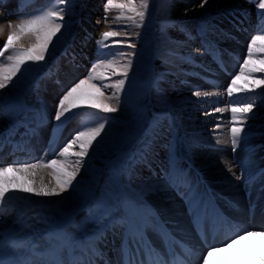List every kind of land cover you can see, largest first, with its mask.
Masks as SVG:
<instances>
[{
	"label": "rangeland",
	"instance_id": "obj_1",
	"mask_svg": "<svg viewBox=\"0 0 264 264\" xmlns=\"http://www.w3.org/2000/svg\"><path fill=\"white\" fill-rule=\"evenodd\" d=\"M182 1L149 0L144 24L140 28H134L130 24L125 28L126 22L124 21L119 24H111L112 28L119 27L126 30L129 34L128 39L136 44L135 49H128L125 45L112 44L109 41L110 46L103 49L105 53H114L117 49L136 52V55L132 57L133 68L129 72L125 91L121 95L120 110L110 114L112 119L106 126V134H102V138H98L99 143L94 144L93 149H90V155L85 158L86 163L77 177V182H74L75 190L70 189L61 196L54 197L53 203L28 202L24 207H22L23 204H19V209L11 210L6 214L16 217L17 221H20H16L17 226L24 228L25 225L22 223L32 222V229L37 234L62 226L75 237H81L82 231L93 235L94 231L99 230L101 226L92 224L88 217L98 201L104 202L110 210L115 212L120 209L119 206L123 200L136 203L146 200L158 191H165L164 180L149 171L145 172L142 163L140 166L143 169L140 170V174L131 173L134 164L142 159L145 141H152V138L156 137L153 135V120L156 117L161 118L164 126L162 129L156 130L157 138L147 152L149 157L153 160H160L162 164L176 159L185 160L188 164L196 166L199 162L196 159L195 147L199 148L202 141L194 138L200 133L203 136L206 134V130H209L206 127L215 124L206 122L205 129L201 132V116L218 107L228 109L222 112L219 120L224 124V131L230 139L231 112L229 106L233 102L244 103L254 99L256 107H254L253 113L249 114L251 118L245 124L246 135L242 134V139L245 138L248 141L246 148L254 145L256 147L258 145V147H255L256 150L251 155H248L244 147L242 151L246 153L234 158V162L231 161L229 164L232 166V173L236 174L235 176L232 174L235 181H239L237 177H240V179H246L242 181L243 183H246L248 178L255 174L257 168L264 164L262 157L264 155V86H257L254 92L234 93L232 97H228L226 93V87L230 84L231 79L235 74H238L240 61L246 57V45L250 42V38L253 35L261 34V30L264 28L259 25L256 30L245 31L242 41L240 36H236L239 31L236 22L243 19L244 15L260 14L257 0L253 4L250 3L251 1L239 0L247 4V7L236 6L237 3L220 8L208 6L202 13L195 12L198 15L196 19H180L173 16L176 12H180L175 6ZM49 2L50 0H41V5L39 4L38 8L29 13L35 14L47 8ZM136 2L139 3V0ZM104 3L105 0H69L70 6L65 14L67 31L59 42L55 43L54 47L50 46L51 52L46 55L45 61L35 65H26L27 71L14 78V87L9 85L8 88L0 90V104H3L0 105V111L16 113L13 119L1 117L7 122H0V130L6 129L8 125L11 126L16 120L17 122L33 120L30 123L39 122L42 119L47 120L46 124L45 122L39 123L37 135H26L28 139L27 150L24 151L26 156H29L27 153L31 152V156L36 160L41 152L37 150L36 145L40 144H30L29 138H36L40 128L46 134L48 122L50 130L60 128L64 132L66 128L70 129L72 134L69 139L82 123L92 124L95 122L96 115L86 107L77 110L78 114L74 115V118L65 120L62 124L54 119V113L55 104L62 92L79 79L86 77L92 67L90 59L96 60L100 55L97 42H95L92 49L84 55L85 58L79 60L78 54H76L78 44L71 45V43L75 38L80 40L81 31L77 30V26L82 17L92 18L95 14L94 18L100 17V21L104 22ZM189 6L190 3L184 4V7ZM196 6L197 4L193 8L196 9ZM199 9L202 8L199 7ZM116 14L115 12L109 13V19L111 20ZM234 19L236 22L233 21ZM244 20H249V17ZM218 21L220 26L216 25ZM245 22L247 23V21ZM181 26L190 31L193 36H197L195 31L204 26L207 30L206 39L210 41L211 47L222 49L225 59H230L231 53L235 54L237 63L232 76L224 77L220 71L213 69L215 66L211 62L210 55L201 49L198 43L199 38L188 41L184 45L177 43L186 41L184 33L178 31V27ZM103 29L110 30L106 24ZM172 30H177V37L170 35ZM6 39L0 36V48ZM113 39H118V37ZM196 49H201V52L197 53ZM225 50L229 53L227 54ZM170 52L176 53V55H170ZM189 54L192 55L194 62H185L180 59V57H186ZM73 57H75L74 60ZM206 71L210 73H206ZM161 73L166 75L161 81L158 91L153 85ZM256 76L264 77V73H257ZM205 79L206 82L201 83ZM196 89L214 94L197 98L192 95ZM105 91L106 94H111V89ZM49 93L52 96L48 99ZM85 94L93 93L92 90L85 89ZM58 124L59 127H57ZM23 132L26 133L25 130ZM229 146L232 150L231 140H229ZM257 150H260L259 157L253 156ZM233 155L234 153L231 151V156ZM231 156L229 155L230 159ZM96 160L101 162L98 169L94 168ZM241 165L244 168L242 177L240 176ZM146 167L148 168L147 165ZM50 179L51 177H49ZM262 182H264V176L257 181V184H264ZM243 183L241 186L246 190L247 187ZM146 186H155V190H147ZM138 193L143 200L138 196ZM140 212L145 216H150L149 208L144 213L142 210ZM74 223H78L79 229L71 226ZM24 229L27 230V228ZM44 244L47 245L46 242Z\"/></svg>",
	"mask_w": 264,
	"mask_h": 264
},
{
	"label": "snow or ice",
	"instance_id": "obj_2",
	"mask_svg": "<svg viewBox=\"0 0 264 264\" xmlns=\"http://www.w3.org/2000/svg\"><path fill=\"white\" fill-rule=\"evenodd\" d=\"M208 0H201L199 7L203 8ZM69 0H50L47 8L32 14L31 16H21L16 22L9 21L6 26L0 24V34L7 29V39L0 49V90L6 89L9 85L15 86L14 78L18 74L27 71L26 65L39 64L50 54L51 47L64 36L68 25L65 23V14L69 7ZM258 10H260L261 20L264 21V0H257ZM149 0H105L104 23L109 26L110 30L103 31L101 39L97 40L100 55L93 62L86 77L79 79L69 88L64 90L55 104L54 119L62 124L65 120L71 119L78 114L77 110L88 108L96 115V120L92 124H82L75 131L71 139L65 142L59 149L54 150L52 158L38 159L36 161L13 162L12 164L0 165V207L7 209V205L15 198V193H29L35 197H59L70 189L75 190L74 182L84 167L86 157L90 155V149L94 144H98V138L106 134V126L110 124L112 117L110 114L117 113L121 107V95L125 91L126 82L129 79V72L133 68L132 57L136 55L135 51H122L117 49L114 53H105L104 48L109 47V41L112 44L125 45L128 49H135L136 44L128 39V32L119 27L112 28L111 24H119L121 21L126 22L134 28H140L144 24ZM117 13L109 19V13ZM101 21L98 20L97 24ZM167 23V22H166ZM180 31L184 33L186 41H179L181 45L188 41L195 40L197 36L201 39V47L204 52L211 51V44L206 40V28L201 26L197 31V36L188 31L183 26ZM59 34V35H58ZM138 35V33H137ZM123 37V39H113ZM55 38V39H54ZM246 57L239 63L238 74H235L226 87L228 97L233 94L254 92L257 86H264V77H257V73H264V28L261 34L253 35L250 42L246 45ZM197 53L201 49H196ZM170 55L176 53L170 52ZM75 57H73V60ZM185 62H194L193 57L189 54L186 57H180ZM259 65V66H257ZM164 73L157 76L154 81V87L159 91L160 83L165 78ZM116 78V79H113ZM251 81V83H249ZM243 82V83H240ZM85 89L92 90L93 94L86 95ZM107 89H111V94H106ZM209 91L196 89L192 95L200 98L213 95ZM230 140L232 151L236 152L237 147L245 134V124L250 113H253L256 107L254 99L250 102L236 103L230 106ZM228 109L215 108V112H224ZM206 115L208 113H205ZM16 113L12 111H0V117L13 119ZM60 125L58 124L57 127ZM164 122L160 117L153 120V135H156L157 129H162ZM219 127V125H217ZM37 128H29L25 135H35ZM10 142V141H9ZM0 141V146L3 145ZM222 143L220 138H216V144ZM151 147V141H145V150L142 154V160L146 162V155ZM167 184L174 188L179 195L188 204L189 213L193 216V223L198 226L197 230L202 231L200 227L203 215V198L198 193L196 187L189 180L183 170L170 167L168 170H162ZM228 171L232 172V166L228 165ZM16 173L19 180L15 177H9L8 173ZM45 173L51 177L45 180ZM236 175L234 172L232 173ZM244 175V168L241 165V174ZM238 179L240 177H237ZM255 177H249L246 183L254 180ZM23 181V183H21ZM54 181V182H53ZM147 190H155V186H146ZM142 199V196L138 193ZM28 199V197H24ZM140 206L136 203H125L115 212L110 210L104 202L98 201L89 213V221L99 227L83 243L76 241L73 234L61 233L57 236L62 239L66 246L71 248L74 244L80 248L83 255L73 260V264H97V261H103V264H112L106 259V254L100 250V244H107V236L111 232L113 236L119 235L121 244L118 249L120 260L117 264H152L154 258H160L161 254L151 245L145 236V228L150 226V221L139 210ZM118 213V214H117ZM3 215V213H0ZM150 215L155 216L152 212ZM17 222H20L19 220ZM71 223V222H70ZM79 229V225H71ZM161 239L166 247L169 240L174 239L171 233L165 228H158ZM6 236L3 230H0V238ZM255 238L258 241L256 259L259 264H264V228L238 229L235 234L227 241L216 245L208 246L206 254L203 255L202 264H225L220 259L221 254H227L229 264H248L247 258L238 250L236 245L246 239ZM201 239L204 236L201 235ZM186 252L190 251L187 244L181 241H175ZM12 247L31 250L36 253L32 241L25 238L22 241L11 240ZM170 251V249H169ZM143 253V257L141 256ZM0 264L7 262L0 258ZM19 264H32L28 258L20 261ZM175 264V262H173Z\"/></svg>",
	"mask_w": 264,
	"mask_h": 264
},
{
	"label": "bare ground",
	"instance_id": "obj_3",
	"mask_svg": "<svg viewBox=\"0 0 264 264\" xmlns=\"http://www.w3.org/2000/svg\"><path fill=\"white\" fill-rule=\"evenodd\" d=\"M186 3H190V6L184 7V4ZM200 3L201 0H183L182 2L178 3V5L175 6V8H178L177 10L180 12H176L173 16L180 19H191V18L196 19L198 15L195 12L202 13V11L205 10L208 6H212V8L213 7L220 8V7H228L230 5H234L235 3H237L236 6L247 7V4L239 0H208V3L202 9H199ZM39 4L41 5V0H36V1L25 0L24 4L22 5L23 11H21V14L18 15L17 17H12L11 12L9 11L13 9V6L11 5L0 6V24H4L6 26L7 22L9 21L16 22L18 17L30 16L32 13L29 12L30 11L33 12L35 7L36 8L39 7ZM195 4H197L196 9L193 8ZM6 12H8V14H5ZM94 15L95 14H93L92 18L82 17L81 20H79L78 22L77 30L79 29L81 31V32L79 31L80 40L75 38L72 41L71 45L78 44L76 46L77 47L76 54H78L77 58L79 60L84 59L85 58L84 55H86L88 51L92 49V46L95 44V42L101 39L102 30L103 31L107 30V29H103V27L105 26L104 22H100L99 24H97V21L101 19L100 17L94 18ZM237 25H239L240 30L243 27H245L240 23ZM178 28H179L178 31H180V27ZM82 30H84L83 33ZM170 35L177 37L178 35L177 30H172L170 32ZM0 36L1 38L6 39L7 29L3 34H0ZM236 36L243 37V34L237 32ZM119 38L123 39V37H118V39ZM206 73H210V72L206 71ZM206 79L209 80V78ZM205 82L206 81H203L201 83H205ZM51 96L52 94L49 93V95H47V98L49 99L51 98ZM220 115H222V113L211 110V112L208 113L207 115L201 116L202 118V120H200V125H202L201 132L205 129L206 122L207 123L214 122L215 124L213 126L206 127L209 128V130L208 129L206 130V134L201 136L200 133L198 134V136L194 138L195 140L200 139L202 143L199 148H197V146L195 147L196 159L199 162V164L196 166H192V169L196 170V172L198 173L197 178L203 180L204 184L207 186L208 189L207 188L201 189L200 186L196 184L197 178L190 179V181L193 184L194 183L196 184V189L202 198L210 197L212 199H215V201L216 200L218 201L217 205L219 207L223 206L224 210L226 211L227 217L229 218L228 225L227 222L224 221V227H226V230L224 231L223 234L225 238L230 239L231 236L235 234L236 230L238 229L258 230L264 228V184H257V181L255 182L251 181L248 183L242 182L247 187L246 190H244L243 186H241V183H239L238 180L235 181L232 172L228 171V165H230L229 162H231L229 155L231 156L232 150L230 149L229 146L230 139L226 134V132L224 131V124L221 122V120H219ZM1 121H3L4 123L7 122L1 119L0 117V122ZM217 125H219V127H217ZM9 127L10 125H8L6 128ZM38 132L39 134L37 137H40V139H42L43 135H45V132L43 131L42 128H40ZM7 134L8 133L5 134L3 133L1 134V136ZM13 134L21 135L24 140V142L21 145H19L17 149L18 156L14 160L19 162L36 161L35 157L33 158V156H31V152L27 153L29 156H26L24 154V151L27 150V145H28V139L25 133L17 132ZM32 138L33 139L31 140L30 144H40L39 141L38 143L36 142V138L34 137ZM156 138H157V134L155 138H152L153 139L152 141L150 140L151 145L153 142H155ZM216 138L221 139L222 143L220 145L216 144ZM2 141L4 142L3 143L4 147L0 148V165H3L1 164V162H3L2 157L5 155V153L6 152L9 153L12 151L11 149H14L13 147H11L6 143L4 137H2ZM247 143L248 141L245 138L241 139V142L239 143L236 152L232 151L234 153L233 156L238 158L243 153H246L242 151V149L246 146ZM19 151L22 152L19 153ZM252 153L253 152L248 153V155H251ZM260 155H261L260 150H257L255 156L259 157ZM146 157H149V155L147 154ZM141 160L134 164L131 173L133 172L136 175L140 174V170L143 169V167L140 166V164L142 163ZM155 161L157 162L158 159L153 160L150 157L146 158V164H149L151 166L153 163H155ZM157 163L161 164V162L159 161ZM95 164L96 165L94 166V168L98 169L101 165V162L96 160ZM217 170H219V172H217ZM8 176L10 178L15 177L18 180L20 179L18 174L16 173L9 172ZM45 180L46 181L49 180V176H47L46 173H45ZM21 183H23V181H21ZM169 187L170 186L167 185L165 191H158L150 195L146 200L142 199L143 201H137L136 204L140 206L139 210L146 212L149 208L150 209L149 213L154 212L155 215L159 216L162 222L168 227L167 228L168 232L171 233L172 237H174V239H172L173 241H181L189 246L190 251L186 252L178 244V246L174 250V253L177 256H179L183 261L193 260L192 263L197 264L200 260H202L203 255L206 254L208 246L219 245L223 243L224 240L214 245L212 244L213 243L212 241L210 242V244L208 241L206 243V239H207L206 230L201 228L202 231H198L197 230L198 226L192 224L190 219H187V213L185 209H186V205L188 207V204H186L185 200L182 201L178 198V196L176 197V194H178L177 191L175 192L176 193L175 194L172 191L171 187L170 188ZM24 197H28V199H25ZM53 198L54 197H51V199L44 197H35L29 193L17 192L15 193V198L8 204L9 207L5 210V212L10 210L16 211L17 209H19V204H23L22 207H24L28 202H38L42 204L53 203L55 201L53 200ZM125 203H131V202H129V200H123L122 205H124ZM0 213H3V215H0V230H3L6 233V236L0 238V258H1L5 251V245L7 244L8 241L11 240L22 241L25 238L28 239L30 237V233L20 231V227L17 226L16 224L17 221L16 217L7 216L6 214H4L3 211L2 212L0 211ZM147 219L151 222L150 226L145 228V234H147L146 236L147 240L151 242L152 247H154L153 246L154 244L157 246L155 247L157 251L162 250L163 246L164 248H166L163 240L161 239L159 232L157 231L159 227L156 226L151 216H147ZM108 235L110 236V239L107 240L108 243L106 245L102 243L99 245V247L100 250L106 254V259L110 260L112 264H115L113 262L114 260L119 261L117 258V254L114 253L117 248H113L110 250L109 244L112 241H117L119 238H117V235L113 236L111 232ZM201 235L204 236V239H201ZM33 240L34 239H31L30 241ZM172 240H169V244L170 242H172ZM235 247L236 250L241 252L247 258L248 264H259V261L256 259L258 241L255 238L242 240ZM59 250L61 251V249ZM70 250L72 251V253L77 254L76 258L81 257L83 255L80 249L75 248L73 246L71 248L69 247L67 248V251ZM57 254L58 253L56 252L55 256H57ZM141 256H143V253H141ZM66 259H68V262H70V264H73V260H75L74 258H70V257H66ZM220 259H223L225 264H229V258L227 254H221ZM61 261L62 259L60 258L58 262ZM101 264H103V261Z\"/></svg>",
	"mask_w": 264,
	"mask_h": 264
}]
</instances>
